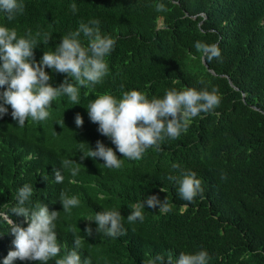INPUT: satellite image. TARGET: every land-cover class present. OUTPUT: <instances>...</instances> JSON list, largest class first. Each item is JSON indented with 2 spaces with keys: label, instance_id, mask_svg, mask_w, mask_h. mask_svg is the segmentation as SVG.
<instances>
[{
  "label": "trees",
  "instance_id": "trees-1",
  "mask_svg": "<svg viewBox=\"0 0 264 264\" xmlns=\"http://www.w3.org/2000/svg\"><path fill=\"white\" fill-rule=\"evenodd\" d=\"M22 2L24 13L12 20L0 12V26L16 29L18 36L32 33L38 42L37 63L45 51L55 50L61 37L92 19H98L101 34L116 43L106 57L109 74L101 83L81 87L78 105L59 96L46 120L29 119L23 127L6 106L8 114L0 119V213L26 228L24 218L10 209L17 190L30 184L34 191L30 207L41 203L50 212H60L55 223L61 256L73 250L78 235L83 238L81 260L91 264H147L157 255L167 259L169 251L175 258L180 252L202 249L210 256L209 264H264V0ZM157 2L168 11L156 12ZM72 3L77 4L76 14L70 10ZM45 33L51 38L47 44ZM80 40L87 45L83 34ZM198 40L218 44L220 59H203L195 48ZM45 71L53 87L66 78L73 83L66 74ZM121 85L123 91L137 90L148 99L161 98L173 88L215 87L221 100L211 113L193 118L178 139L165 138L160 150L150 148L133 161L123 158L111 139L99 133L87 111L101 94L119 100ZM77 114L83 118L81 127L75 123ZM97 141L122 159L119 169L105 167L99 158L81 159L89 147L96 150ZM64 159L80 164L76 176L62 168ZM173 164L195 172L201 181L202 193L192 202L183 200L179 184L169 180V175L178 176ZM55 171H61L62 183L55 181ZM61 192L80 200L70 213L63 212ZM150 196L167 200L171 209L146 205L143 221L129 224L132 205ZM104 210L120 211L125 235L110 238L96 232V223L89 220ZM10 227L0 215V264L15 250ZM88 227L91 236L85 231Z\"/></svg>",
  "mask_w": 264,
  "mask_h": 264
},
{
  "label": "clouds",
  "instance_id": "clouds-1",
  "mask_svg": "<svg viewBox=\"0 0 264 264\" xmlns=\"http://www.w3.org/2000/svg\"><path fill=\"white\" fill-rule=\"evenodd\" d=\"M155 11L166 12L168 8L164 3L157 2ZM25 5L22 0H0V12L5 13L9 20L17 15H22ZM70 10L76 14V3L70 5ZM98 19L81 22L74 32L61 37V42L54 51H45L42 59L37 63L34 59V50L38 47L36 37L29 31L25 36H18L16 29L0 26V119L8 114L10 106L12 119L23 127L27 120L40 122L46 120L50 113L52 102L59 96H67L69 100L78 105L80 103V88L101 83L109 74V65L106 57L114 50L115 39L108 35H102ZM87 39V45L81 43L80 36ZM40 33H37L38 37ZM51 38L44 34V43ZM197 52L208 62L220 59L221 51L218 44H207L202 41L195 42ZM51 69L55 73L66 74L73 83L66 78L59 87H53L49 81L51 77L45 71ZM204 84L203 80L199 81ZM118 100L111 94H101L90 102L87 111L90 120L99 125L98 131L111 139L116 150L123 158L133 161L142 159L144 153L155 148L160 150L161 142L165 138L178 139L182 133H186L193 118L201 113H211L220 104L218 89L215 87L209 91L206 87L200 90L185 88L167 90L163 97L147 96L137 90L123 91ZM77 127L83 125V118L77 114L75 117ZM99 158L104 161V166L119 169L122 159L116 152L106 147L100 141L96 143V150L90 147L81 159ZM80 164L71 159L62 161V168L68 169L72 176L79 172ZM172 169L178 172V176L169 175V180L179 184L180 197L192 202L197 195L202 193L201 181L196 178V173L182 168L179 164H173ZM55 181L63 182L61 171H55ZM221 179H226L222 174ZM75 183V181H71ZM34 195L33 187L24 184L17 190L16 203L10 209L17 217H23L27 227L14 225L9 216L4 212L6 222L11 226V234L15 237L14 251H10L3 260V264H13L14 261H36L39 264H49L54 260L55 264H91L89 259L81 260L78 249L81 247L82 237L74 235L73 250L61 256V244L58 243L56 223L60 212H50L44 204L38 203L30 207L31 198ZM60 203L63 212L70 213L73 207L80 204L76 196L69 197L61 192ZM155 208L159 205V211H169L171 205L167 200L161 202L156 196L132 205L131 214L127 217L129 224L143 221V209L145 206ZM94 221L97 225L96 232L103 233L110 238H118L126 232L122 225V216L117 210H104L95 214ZM91 236L92 228L85 229ZM59 257V258H57ZM210 256L206 250H200L194 254L180 252L174 258L171 251L167 253V259L163 255H157L147 261V264H209Z\"/></svg>",
  "mask_w": 264,
  "mask_h": 264
},
{
  "label": "bare ground",
  "instance_id": "bare-ground-1",
  "mask_svg": "<svg viewBox=\"0 0 264 264\" xmlns=\"http://www.w3.org/2000/svg\"><path fill=\"white\" fill-rule=\"evenodd\" d=\"M91 140V139H90ZM82 177V176H81Z\"/></svg>",
  "mask_w": 264,
  "mask_h": 264
}]
</instances>
